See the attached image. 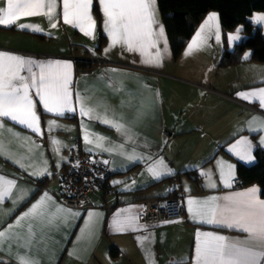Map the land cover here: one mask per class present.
<instances>
[{"label":"crops","instance_id":"0c3cea01","mask_svg":"<svg viewBox=\"0 0 264 264\" xmlns=\"http://www.w3.org/2000/svg\"><path fill=\"white\" fill-rule=\"evenodd\" d=\"M97 3L105 36L99 49L101 33L93 5L90 14L95 28L91 35L64 23L63 0H57L52 20L45 14V8L36 15L21 16L13 25H0V51L35 61L71 63L69 87L71 104L76 109L64 115L48 113L33 92L42 134L10 119L2 120L0 176L15 180L16 185L0 204V231L14 225L13 231L27 239L30 227L32 236L30 249L18 247L15 240L5 239L0 249V264H19L18 252L21 255L27 252L39 264H193L198 231L241 239L246 233L193 218L187 210L189 198L203 201L256 187L259 199L264 200L257 184L233 188L237 165L252 164L255 148L264 149L261 143L264 128L260 127L264 122V109L258 101L249 102L237 96L239 92L264 88V65L258 64L252 75H249L253 69L250 63L220 66L223 50L229 49L228 43L219 47V52L214 51L206 62L203 45L186 55L188 44L202 24L177 59L173 58L164 30L158 44L162 50L161 60L144 63L145 57L139 51L129 52L122 44L113 45L104 26L99 0ZM6 6V0H0V7ZM154 8L155 18L163 26L156 0ZM20 24L30 27L22 29ZM90 50L92 56L87 55ZM149 51L155 53L156 49ZM77 60L87 61L91 67L78 68ZM77 94L83 98L85 106L95 109V114L103 118L107 110L108 119L127 125L132 139L97 119L81 116ZM85 135H89L93 143H86ZM101 137L104 138L100 141L103 148L123 145L124 154L97 147ZM242 138L252 144L250 161L241 160L230 151ZM53 140L59 143L53 144ZM79 140L85 151L97 155L102 162L108 161L112 170L109 182L114 193L92 192L87 195L84 206L75 209L61 201L58 174L63 170L68 151ZM132 153L141 158L129 160L127 156ZM147 157H152V161ZM159 159L172 171L157 179L147 169ZM228 165L234 166L231 187H225L220 179V169L227 171ZM44 167L46 174H33ZM209 172L210 176L201 174ZM212 183L216 187H211ZM45 192L52 198L49 213H56L57 207L62 206L78 212L79 216H68L65 220L61 213L52 224L47 218L41 221L29 217L17 225V217ZM173 195L178 196L182 204L180 218L155 224L142 218L145 202ZM122 209L130 211L121 212L120 218L138 216V220L132 227L118 231L112 221ZM89 211L94 213L91 218ZM113 249L117 255L112 254Z\"/></svg>","mask_w":264,"mask_h":264},{"label":"snow or ice","instance_id":"6c2138e0","mask_svg":"<svg viewBox=\"0 0 264 264\" xmlns=\"http://www.w3.org/2000/svg\"><path fill=\"white\" fill-rule=\"evenodd\" d=\"M102 12L105 17L104 26L111 37L113 45L122 44L129 52L139 51L144 59V63H159L162 58V50L158 48L161 38L164 36L162 25L158 24L155 18V0H99ZM6 7H0V25L9 26L15 24L21 16H32L47 8L49 19H53L57 0H6ZM93 0H63V20L66 24L78 27L86 35H91L95 28V21L90 14ZM216 15L210 14L208 19L201 25L200 31L196 33L192 42L188 44L186 55L192 54L207 42L206 30L215 29L217 41L220 40L218 25L214 24ZM257 23H264V15L255 17ZM154 25H158L154 29ZM56 27V24H52ZM20 28H28L29 25L20 24ZM229 34V41L240 39L239 32ZM166 43V42H165ZM149 49H156L155 53ZM107 51V50H106ZM249 54H245L243 59H247ZM71 63L61 61H35L25 59L19 55H13L5 51H0V128L3 127L2 120L10 119L12 122L25 126L35 133H41L40 117L35 110L36 102L32 93L39 98V103L48 113L64 115L75 112L76 109L71 104L72 92L70 91ZM22 72L26 73L22 74ZM241 99L249 102L258 101L261 109H264V88L253 89L237 93ZM77 102L81 105L79 113L89 119H97L99 122L115 128L125 135L127 139H132L131 129L121 123L108 119L106 111L102 118L100 114H95V109L87 107L83 98L77 94ZM54 123V122H49ZM264 128V122L260 123ZM255 130V129H250ZM42 134V133H41ZM97 140L96 146L104 151L123 152V145L116 148H103L102 141ZM86 143L91 144L93 140L89 135L84 136ZM53 144H58L56 140ZM261 143H264L262 138ZM252 144L247 138H242L232 145L230 151L241 160L252 159ZM57 151L59 149H56ZM0 154H3V146L0 145ZM129 160L140 159L134 153L128 154ZM152 161V157H147ZM18 162V161H14ZM107 164L108 161H103ZM21 167H24L21 164ZM234 166L228 165L227 171L220 169V179L225 187H231ZM153 178L170 174L171 169L163 165V160H156L150 163L147 169ZM47 173L46 167L42 171H34L35 175ZM210 176L211 173H201ZM16 185L15 180L6 179L0 176V204L9 196L12 188ZM211 187H216L215 183ZM258 189L250 188L243 192H234L224 196H212L203 201H196L189 198L187 201L188 212L193 218L208 225L224 226L246 233L244 238H230L212 232H197V242L195 246L193 264H264V200L259 199ZM23 198V197H21ZM51 197L45 192L39 200L17 217L16 224L19 225L25 218H35L52 224L60 214L63 219L68 216H79L78 212L72 209L57 207L56 213H49L48 206ZM130 209H122L113 218V225L118 231L132 227L138 220V216H126L120 218L121 212H129ZM92 211L88 212V217H93ZM89 223V221H86ZM143 227V226H141ZM14 225H8L6 229L0 231V249L3 247L5 239H12L18 242V247L30 249L31 228L29 227V237L24 239L19 233L13 231ZM203 237V240L200 239ZM23 240V243L19 241ZM19 264H39V261L30 257L28 253L16 254Z\"/></svg>","mask_w":264,"mask_h":264},{"label":"trees","instance_id":"16d2710c","mask_svg":"<svg viewBox=\"0 0 264 264\" xmlns=\"http://www.w3.org/2000/svg\"><path fill=\"white\" fill-rule=\"evenodd\" d=\"M156 2L174 59L181 55L205 16L214 10L218 13L223 34L243 24V33L246 35L241 41L235 43L232 49L223 50L219 65L228 66L245 60L264 64V26L262 28L257 26L253 30L254 24L248 19L254 11L264 12V0H156ZM93 11L101 33L99 49L105 42V36L101 31L103 16L97 0H94ZM247 50L250 51V56L243 59ZM76 65L78 68L91 67L87 61L77 60ZM254 158L252 164L237 165V179L241 186L257 184L260 195L264 197V149L257 146L254 150ZM117 253L115 249L112 250L113 255Z\"/></svg>","mask_w":264,"mask_h":264},{"label":"built area","instance_id":"2783aa9c","mask_svg":"<svg viewBox=\"0 0 264 264\" xmlns=\"http://www.w3.org/2000/svg\"><path fill=\"white\" fill-rule=\"evenodd\" d=\"M112 175L110 166L103 163L97 155L85 151L80 140L68 151L63 170L58 174L61 201L71 208H82L85 198L92 192L112 194L109 179ZM236 179L233 188L240 189ZM142 218L149 224L161 220H173L182 216V204L178 196H169L163 200H149L144 203Z\"/></svg>","mask_w":264,"mask_h":264},{"label":"rangeland","instance_id":"374dc122","mask_svg":"<svg viewBox=\"0 0 264 264\" xmlns=\"http://www.w3.org/2000/svg\"><path fill=\"white\" fill-rule=\"evenodd\" d=\"M213 13L216 15V20L213 21V23L216 24V25H218V27H219L220 40L217 41V39H216L215 29H212L211 31L206 30L207 42H206V44L203 45V52H204L205 54H207V56H205V62L209 59V56H210L214 51H216V52L218 51V52H219V47H221L222 45L224 46V44L228 43V44H229V49H232V48L234 47V44H235V43H238L239 41H241V40L246 36V35L243 33V28H244V25H243V24H239V25H237V26L235 27L234 30H232V31H228V32H226V33L223 34V32H222V30H221V28H220V25H219V17H218V13H217L216 11H214V10L210 11V12L205 16V18H204V20H203V22H202L201 24L203 25L204 22L208 19L209 15H210V14H213ZM158 14H159V13H158ZM258 15H264V12L261 11V10H257V11H254V12L248 17V19L254 24V28H253V30L256 29L257 26H258V27L260 26L261 28L264 26V23H257V22L255 21V17L258 16ZM158 18H159L160 21H161L160 16H159ZM159 19H158V20H159ZM161 23H162V21H161ZM163 28H164V26H163ZM200 29H201V26L199 27L198 31H200ZM237 29H241V31L238 33L239 36H240V39L237 40V41H231V42H230L229 39H228L229 34H237ZM164 30H165V29H164ZM198 31H197V32H198ZM41 33H46V32H41ZM41 33H38V34L41 35ZM165 34H166V33H165ZM166 37H167V36H166ZM223 46H222V47H223ZM246 53L249 54L248 56H250V51H249V50H247V51L245 52V54H246ZM87 55H90V56L93 55V53L91 52V50H90V53H88ZM242 63H250V64H252V68H253V69H251L252 72L249 73V75H252V74L255 73L257 66H259L258 64H262L261 62H256V61H252V60H245V61H243ZM262 65H264V64H262Z\"/></svg>","mask_w":264,"mask_h":264},{"label":"bare ground","instance_id":"6f19581e","mask_svg":"<svg viewBox=\"0 0 264 264\" xmlns=\"http://www.w3.org/2000/svg\"><path fill=\"white\" fill-rule=\"evenodd\" d=\"M108 184H109V187H111V184H110V182H108ZM112 188V190H113V187H111ZM99 192V191H98ZM102 193V192H101ZM113 193H114V190H113ZM103 194V193H102ZM89 195V194H88ZM104 195V194H103ZM87 197V196H86ZM85 200H86V198H85ZM85 203V202H84ZM84 206V205H83Z\"/></svg>","mask_w":264,"mask_h":264}]
</instances>
